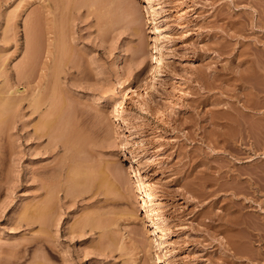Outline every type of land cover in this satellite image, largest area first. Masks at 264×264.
Returning a JSON list of instances; mask_svg holds the SVG:
<instances>
[{
  "label": "rangeland",
  "instance_id": "374dc122",
  "mask_svg": "<svg viewBox=\"0 0 264 264\" xmlns=\"http://www.w3.org/2000/svg\"><path fill=\"white\" fill-rule=\"evenodd\" d=\"M19 1L0 0V65L4 68L1 71L4 75L0 78V95H8L6 91L14 90L13 97L20 100L17 106L5 110L7 117H2L5 112L0 113V120L8 121L3 123L5 126H1L0 121V264H33L39 260H44L45 264L47 258L49 261L46 264H157V253L167 258L165 264H264V0H151L156 13L153 15L147 12L144 0H41L42 3L46 1L45 5L52 3V13L57 10L56 17L47 9L46 13L57 18L51 21L49 17L50 22H54L53 30L59 29L58 34H62L58 40L66 38L62 40L64 44L68 43L66 56L73 54L80 62L75 68L60 64L59 69L54 68L57 66V63L54 64L55 55H51L52 59L47 56V37L56 34L49 35V32V36L46 35L49 20H46L45 8L42 12V7L37 5L40 0H25L30 1L29 5L23 3L24 0H21L22 3ZM27 15L33 17H30L34 25L31 30L36 34L29 36L37 38L32 37L36 44L25 32L30 22ZM43 30H47L46 34ZM155 31L162 37L165 54L161 69L157 71L153 70L156 63L152 59L158 54L153 48ZM40 32L44 34L42 37ZM30 41L36 51L33 46L26 45ZM135 51L139 52L136 56L133 55ZM121 53L126 60L117 65ZM47 60L50 67L46 70ZM24 71L28 72V76ZM78 71H86L84 79L79 77L82 74ZM36 80L40 83L44 80L48 86L55 81L59 91V88L67 86L68 97L64 98L67 94L63 95L61 91L58 93V97L66 99H61L62 102L72 105L76 102L74 106L80 107L79 110L83 104L92 108L93 122L89 121L90 126L89 122L86 123L89 128L85 124L80 126L82 132L86 129L88 134L89 139L87 136L84 139L88 141L89 150L84 145L87 141L83 140L84 147L80 144V149L84 151L79 149L81 152L73 153L77 154L76 159L84 156L83 161L90 162L86 166L82 161L79 170L85 171L80 172H87V167L88 171L96 169V172L102 166L99 172L104 170L105 173L96 174L103 177L110 172L111 176H115L112 169L115 172V168L116 171L119 168L121 171L117 172H122L126 178L121 179L127 181L124 184L117 181V176L115 179L109 175L111 193L106 188L107 182L106 185L101 182L105 185L102 190H109L108 198L102 187L99 190L103 193L97 190L99 179L96 180L98 182L93 179L89 182V178L84 182L81 189L88 183L86 187H90L86 189L90 190L74 195V200L70 196L65 198L64 186L60 185L55 194L57 199L53 198L60 201L52 200L51 207L56 211L50 209L56 213L50 214L51 224L47 227L49 236L52 239L56 237V250L53 251L58 257H50L45 247H39L33 239L44 229L47 232V228L40 229L38 223L32 227L24 223L27 212L37 210L47 196L43 190L45 187L41 186L44 185L41 184L43 174H51L48 172L50 164L60 163L61 156L67 153L64 148L58 152L61 155L45 152L49 138L40 141L35 137L47 107H44L43 113L33 112V106L28 105L32 97L27 96V101L24 97L28 93L24 95V90L29 92L30 85L31 88L36 87ZM99 96L104 102L97 104ZM89 107L86 109L89 110ZM99 117L104 120L101 119L100 126H95L94 119ZM230 129L232 134H228ZM131 150L143 164L134 161ZM87 151L88 157L85 156ZM94 160L95 163H92ZM91 172L95 178L97 175ZM113 178L116 180L115 187L110 182ZM113 190L117 191L116 196ZM144 194L150 195V202L143 198ZM103 198L107 200L103 201ZM91 202L103 206L95 203V207ZM92 207L94 209H90ZM95 209L99 212L93 211ZM128 211L130 213L125 214ZM94 214L97 217L103 215V218L106 217L102 218L104 223L112 224L107 229L110 226L113 229V232L110 228L108 230L116 243L113 237L109 238L111 234L107 229L103 232L99 228L91 230L88 226L84 235L78 236L82 234L78 232L80 230L77 236L76 233L69 234L71 225L82 224L84 217H95ZM234 219H238L237 223ZM56 221L57 224L54 223ZM233 223L244 228L238 226L237 230ZM144 225L151 229L158 227L167 249L153 246L146 236ZM230 225L235 229H230ZM227 227L235 234H230ZM236 234H239L236 241H241L239 244L242 246L246 244L240 253L237 242L230 244ZM108 240L111 241L109 244ZM112 244L113 249L110 247ZM41 255L47 256L46 259L36 257Z\"/></svg>",
  "mask_w": 264,
  "mask_h": 264
},
{
  "label": "bare ground",
  "instance_id": "6f19581e",
  "mask_svg": "<svg viewBox=\"0 0 264 264\" xmlns=\"http://www.w3.org/2000/svg\"><path fill=\"white\" fill-rule=\"evenodd\" d=\"M23 1V0H22ZM25 1V0H24ZM31 1V0H30ZM30 1H25V2H23V3H28V5L30 4L29 2ZM33 1V0H32ZM31 1V2H32ZM37 1V0H36ZM51 1V0H50ZM116 2L118 1V0H115ZM21 2V0L19 1V3ZM40 2L41 3H36L39 7H42V12H44V9L43 8H45V13L47 12V10H48V12H51V13H49V14H53L54 13V11H53V13H52V6L50 5V4H52V3H48L47 2V4L48 5H45L46 4V1H43V3H42V1L40 0ZM44 2H45V4H44ZM120 2V1H119ZM144 2H145V4H146V10H147V12L149 13V15H153V13H155V7H154V5H153V3L151 2V0H144ZM18 3V4H19ZM22 3V2H21ZM93 4V3H92ZM35 5V4H34ZM20 7H21V5H19ZM27 6V5H26ZM33 7V6H32ZM31 7V8H32ZM35 7H37V6H35ZM54 7H56V5L54 6ZM53 7V8H54ZM18 8V7H17ZM17 8H16V10H17ZM30 8V9H31ZM19 9V8H18ZM47 9V10H46ZM57 9V8H56ZM15 10V11H16ZM33 11H34V9H32ZM31 10V11H32ZM54 10H55V8H54ZM57 11V10H56ZM55 11V13H57ZM36 12V11H35ZM37 12H38V9H37ZM41 12V11H40ZM41 12V13H42ZM33 13V12H32ZM55 13H54V16H55ZM31 14V13H30ZM49 14H45L47 17H48V19H46L45 17V19L46 20H49V21H47V27L45 26V24H44V26L48 29V32H47V30L46 31H44L43 30V32H44V34H46V32H47V34L46 35H48V33H49V35L50 34H52V33H54V34H56L55 36L52 34V36L53 37H50L49 35V37H47V38H49V39H47V40H49V43H46V44H48V45H46V51H47V53H48V55H47V53L45 54V55H47V56H50L51 57V55H55V60H54V64H56L57 63V66H55L54 68L55 69H59V67L60 66H62V65H60V64H63V65H65V66H67V67H71V68H75L76 66H77V64L78 63H80V62H78L76 59H75V57H73L72 55L71 56H66L67 54H66V49H68V43H66V44H64V41H62L64 38H63V36H62V40H58V37H60V35H62V34H58V31H59V25L57 26V24H58V22L57 21H55V22H57V24L55 23V25L58 27H56L57 29H58V31L55 29V31L53 30V23L54 22H50V18H51V21H52V18H54L55 20H57V18H55V17H52L53 15H49ZM156 14V13H155ZM154 14V15H155ZM29 15V14H28ZM27 15V16H28ZM39 15V14H38ZM41 15V14H40ZM44 15V14H43ZM43 15L42 16H40L41 18L43 17ZM32 16H34V14L32 15ZM31 15L30 16H28L29 18H27L28 19V21H30L31 22V19L33 18ZM51 16V17H50ZM30 17H32L31 19H30ZM50 17V18H49ZM41 18H40V20H41ZM30 19V20H29ZM34 19H35V17H34ZM33 19V20H34ZM44 19V20H45ZM62 19V18H61ZM27 21V20H26ZM34 21H36V20H34ZM54 21V20H53ZM59 21H61L60 20V18H59ZM28 22V26H27V28L28 29H25V32H27V36H31V34H33L35 31L32 29L31 30V28L34 26H32V23L33 22ZM41 22V21H40ZM27 23V22H26ZM37 23V22H36ZM44 23H46V22H44ZM61 22H59V24H60ZM31 24V25H30ZM41 25L43 24V23H40ZM27 25V24H26ZM65 27V26H64ZM54 28H55V26H54ZM43 29H45V28H43ZM60 29H61V27H60ZM65 29V28H64ZM105 29V28H104ZM41 30V29H40ZM32 31H34V32H32ZM54 31V32H53ZM56 31H57V33H56ZM60 31H63V30H60ZM41 33V32H40ZM36 34V33H35ZM35 34H33V35H35ZM44 34H42L41 33V37H42V35H44ZM66 34V33H65ZM32 35V37H33V39H35V40H37V38H35L34 36ZM45 35V36H46ZM59 35V36H58ZM64 35V34H63ZM26 36V37H27ZM29 36V38H31V40L33 41V43H34V40L32 39V37H30ZM65 36V35H64ZM40 37V38H41ZM56 39H55V38ZM65 37H67V35L65 36ZM68 38V37H67ZM42 39V38H41ZM43 39L44 40H46L44 37H43ZM66 39V38H65ZM64 39V40H65ZM70 39V38H69ZM27 40V39H26ZM29 40V39H28ZM71 40V39H70ZM153 40L155 41V47H153L154 49H156V53L158 52V54H156L155 56H154V58H152L153 60H155V63H156V65H155V67H154V69L153 70H158L162 65L161 64H163V60H164V56H165V54H164V52H163V48H162V37L160 36V34L159 33H157L156 31H155V34L153 35ZM32 41H30V43L28 44H26V45H29V46H33L34 44H36V43H32ZM43 41V40H42ZM68 41V40H67ZM67 41H65V42H67ZM45 42V41H44ZM48 42V41H47ZM72 42V41H71ZM31 44V45H30ZM40 44V43H39ZM44 44V43H43ZM65 45L67 46L66 48H64L65 47ZM70 45H74V43H70ZM76 45V44H75ZM35 46V45H34ZM33 46V47H34ZM40 46V45H39ZM44 46V45H43ZM28 47V46H27ZM26 47V48H27ZM73 47V46H72ZM39 48H41V47H39ZM44 48V47H43ZM76 48V47H75ZM28 49V48H27ZM33 48L31 47L30 48V50H32ZM71 50H72V48H70ZM136 49V48H135ZM134 49V50H135ZM34 50H35V47H34ZM34 50H33V52H34ZM40 50V49H39ZM71 50H69V51H71ZM73 50H75V49H73ZM137 50V49H136ZM162 50V51H161ZM36 51V50H35ZM41 51H43V50H41ZM69 51H67V52H69ZM79 52H80V50H78ZM124 51H125V49H124ZM32 52V53H33ZM45 52V51H44ZM73 52H76V51H73ZM78 52V53H79ZM27 53H29V51H27ZM35 53V52H34ZM43 53V52H42ZM77 52H76V55L78 54ZM139 52L137 51H135V53L133 54L134 56H136L137 54H138ZM30 54H31V51H30ZM69 54H70V52H69ZM79 55H80V53H79ZM154 55V54H153ZM32 56V55H31ZM66 56V57H65ZM29 57V56H28ZM32 57H34V56H32ZM31 57V58H32ZM53 57V56H52ZM52 57L51 58H49V59H52ZM48 58V57H47ZM58 58V59H57ZM77 58H78V56H77ZM58 60V61H57ZM125 60H126V57H125V55H124V53H121L120 54V56H119V60L117 61V65H120V64H123L124 62H125ZM30 61V60H29ZM29 61H28V63H29ZM52 61V60H51ZM56 61V62H55ZM80 61V60H79ZM33 62V61H32ZM53 62V61H52ZM27 63V64H28ZM44 63V62H43ZM48 63V64H47ZM50 62H49V60H47L46 61V64H47V66H45L46 67V70L50 67L49 64ZM53 64V63H52ZM52 64H51V66H52ZM53 64V65H54ZM24 64H22V66H23ZM1 66V65H0ZM49 66V67H48ZM79 66V65H78ZM81 66V65H80ZM2 67V66H1ZM0 67V78L1 77H3V75H4V72H1L2 71V69H4L3 67L1 68ZM31 66H29V68H30ZM48 67V68H47ZM53 67V66H52ZM25 68V67H24ZM44 68V67H43ZM156 68V69H155ZM161 69V68H160ZM33 70V69H32ZM43 70H45V69H43ZM51 70V69H50ZM79 70V69H78ZM81 70H84V69H81ZM81 70H79V71H81ZM5 71V70H4ZM22 70H20V72H21ZM26 71H27V67H26ZM31 71V70H30ZM29 71V72H30ZM42 71V70H41ZM53 71H54V69H53ZM52 71V72H53ZM56 71V70H55ZM69 71H70V69H69ZM78 71V72H79ZM8 72V71H7ZM19 72V73H20ZM42 72H44V71H42ZM51 72V71H50ZM24 73H26L25 71H24ZM28 73V72H27ZM25 74L26 76H28V74ZM32 73V72H31ZM46 73V72H45ZM70 73H74L73 71H71ZM79 73H81L82 74V77L81 76H79L80 78H83L84 79V76L86 75L85 73H86V71L84 72V71H82V72H79ZM83 73L85 74V75H83ZM44 74V73H43ZM78 74V73H77ZM76 74V75H77ZM6 75V74H5ZM46 75H47V73H46ZM53 75H55V73L53 74ZM79 75V74H78ZM77 75V76H78ZM153 75V74H152ZM22 76V75H21ZM29 76H30V74H29ZM43 76H45V75H43ZM48 76H50V75H48ZM58 76V75H57ZM88 76V75H87ZM23 77H25L24 75H23ZM40 78H41V74H40ZM52 78V77H51ZM3 79V78H2ZM6 82L7 81H9V80H7V76H6ZM28 79V78H27ZM48 79V78H47ZM50 79V78H49ZM53 79V78H52ZM51 79V80H52ZM87 79V78H86ZM29 80V79H28ZM37 80H40L39 78L37 79ZM37 80H36V83H38V85H36V87L35 86H32V88H31V85H30V87H28V88H30L29 89V92H31L30 90L31 89H33L32 90V93H30L29 94V92H26L25 90H24V92H25V94L24 95H26V93H28V95H26L24 98L26 99L27 98V96H29V97H32V99L30 100V102L28 103V105H31V106H33V108H31V109H33L32 111L33 112H39V113H43L42 111L44 110V107H47V110H46V108H45V110L46 111H44V113L42 114V117L40 118L42 121H40V125H39V127L37 126V129H36V134H35V137L36 138H38L40 141L42 140V139H45V137H47V138H49V141H47V144L45 145V147H44V150H45V152H50V153H53V152H59L60 151V149H62V148H64L65 150H66V154H65V156L63 157V156H61V158H62V160H60V157H59V159L58 160H60V163H57V164H55V163H51L50 164V171L48 170V172H51V174H43V173H41V174H43L44 175V177H46L45 175H50L49 177H46V178H44L43 177V182H41V184H44V185H41L44 189L43 190H45L46 192L45 193H47V196L46 197H48V198H43V199H45V200H42L43 202L42 203H37V204H39V206L37 207V210H33V211H30V210H32V209H30L29 210V212H32V214L31 213H29V212H27L28 213V215H27V217L25 216L24 217V223H26V225H28V226H34L36 223H38L39 224V226L41 227L40 229H44V228H47V227H49L50 226V224H51V220H50V217L53 215L52 213H54V212H52L53 210H55L56 211V209L54 208H52L51 207V203H52V200H56L57 198H55V194H56V192L58 191V189H59V187H60V185L62 184L64 187H62V190H64V192H65V198L66 197H68V196H70L71 198L74 196V195H76V194H78V193H81V192H85V191H87V190H90V189H86V188H89L90 187V185L88 186V187H86L87 185H88V183H86L85 185H83V186H85V187H83L82 189H81V185L82 184H84V182H87V180L89 179V178H91V179H89V182H93L94 180V182H98L99 180H100V186H99V188H98V186H97V190H99L100 189V187H102L101 188V190L104 188L103 186H105L106 185V183L105 182H107V185H106V188L108 189L109 188V190H111L110 189V187L108 186V185H110V183H108V180L110 179V176H111V173L109 172V171H107V172H109V174H107L106 173V175L104 174L103 175V177L101 176L103 173H105V171L103 170V173H101V172H99V170L100 171H102L101 169H102V166L100 167L101 169H98L99 167L97 166V164L95 165V166H97L96 168L98 169V171H96V172H98V173H100L101 175H99V174H96V172H95V170L94 171H92L93 173H95L97 176H98V178L97 179H95V178H93V176H92V174H90V172L91 171H88L87 169H88V167H87V169H86V171L87 172H84V174L82 173L83 171H85L84 169H81V170H83L82 172H80L81 170H79V168H80V166H82V161H83V158H84V156H80L78 159H76L77 158V154H73L74 152H77V153H79V152H81L82 151V148L80 149V146L85 142V141H87V140H85L84 139V136L86 137L88 134H86L85 132H86V129H85V134L82 132V128L80 127L82 124H85V125H87L88 124V122L89 121H91V122H93V119H92V116H93V114L91 115V113H90V109L92 110V108H90L89 106H86V107H89V110H87L86 109V107H84L83 105H85V104H83L82 105V107H81V109L79 110V108L80 107H75L74 105H75V103L73 102V104L74 105H72L70 102H67V101H63L62 102V100H66V99H64L65 97H68V89H67V86L65 87V86H63L64 88H59L60 89V91L63 93V95L65 94H67V96H63V97H58V95L61 93L59 90H58V88L56 87V83H55V81L54 82H52V83H54L53 85H47V83H46V85L48 86V87H46V85L44 84V80H43V82H41V83H43L44 85H45V87L38 81L37 82ZM56 80V79H55ZM58 80V79H57ZM56 80V81H57ZM5 81V80H4ZM46 81V80H45ZM48 81V80H47ZM46 81V82H47ZM146 82V81H145ZM40 83V84H39ZM4 84H6V83H4ZM8 84V83H7ZM51 84V83H50ZM10 85V84H9ZM9 85H8V87H9ZM33 85H35V82H34V84ZM61 85V84H60ZM6 86V85H5ZM58 86V85H57ZM2 87V86H1ZM0 87V88H1ZM33 87H35V88H33ZM60 87V86H59ZM62 87V86H61ZM4 88V87H3ZM2 88V89H3ZM10 88V87H9ZM9 88H7V90L9 89ZM12 88V87H11ZM150 88V87H149ZM5 90V89H4ZM18 90V89H17ZM1 91V90H0ZM6 91V90H5ZM14 91V90H13ZM13 91H11V90H8V91H6L7 92V94L8 95H0V106H1V109H0V113H4L5 112V110L8 108L9 109V107L11 108V107H13L14 105H16L17 106V102H19L20 100H18L19 98H17V100H15L16 99V97H13ZM5 92V93H6ZM16 92V91H15ZM14 92V93H15ZM2 93H4V91H2ZM59 93V94H58ZM71 93H72V90H71ZM16 95V94H15ZM71 96V95H70ZM73 96V95H72ZM76 97V96H75ZM62 99V100H61ZM27 100V99H26ZM61 100V101H60ZM76 100V99H75ZM78 100V99H77ZM76 100V101H77ZM28 101V100H27ZM71 101H74V100H71ZM83 101V100H82ZM86 102V101H85ZM102 102H104L103 100H102V97L101 96H99L98 98H97V104H100V103H102ZM81 103V102H80ZM88 104H90V103H88ZM88 104H86V105H88ZM81 105V104H80ZM79 105V106H80ZM18 106H19V104H18ZM28 107V106H27ZM4 109V110H3ZM3 110V111H2ZM8 112V111H7ZM6 113V112H5ZM4 113V114H5ZM11 114V113H10ZM97 114V113H96ZM11 115H13V114H11ZM15 115V114H14ZM99 115V114H98ZM232 115V114H231ZM230 115V116H231ZM2 116V115H1ZM97 116V115H96ZM102 115H100V117H101ZM104 116V115H103ZM102 116V117H103ZM229 116V117H230ZM233 116V115H232ZM3 118H5V117H7V113H6V115H4V116H2ZM99 117V118H100ZM3 118H1V123L3 124V123H5V124H7V122L8 121H5V122H2L3 120ZM9 118H12V116H9ZM8 118V119H9ZM94 119V120H96V121H94L95 122V126L96 125H98V126H100L99 124L102 122V120H104L103 118H100V119ZM106 118V117H105ZM231 118V117H230ZM230 118H226L228 121H230ZM235 118V117H234ZM238 118V117H237ZM72 119H73V121H72ZM102 119V120H101ZM7 120V119H6ZM11 120H13V118L11 119ZM10 120V121H11ZM106 120V119H105ZM233 121H234V119H232ZM231 120V121H232ZM241 120V119H240ZM240 120H239V122H240ZM230 121V122H231ZM236 121V120H235ZM91 122H89V126L91 125ZM227 122V121H226ZM87 123V124H86ZM103 123H105V122H103ZM229 123V122H228ZM236 123H237V121H236ZM243 123V122H242ZM1 124V126H5L4 124L2 125ZM238 124V123H237ZM36 125V124H35ZM85 125H83V126H85ZM88 125H87V127H88ZM103 125V124H102ZM239 125V124H238ZM1 126H0V128H1ZM82 126V127H83ZM230 126V125H229ZM243 126V125H242ZM86 127V126H85ZM86 127V128H87ZM92 127H94V125L92 124ZM231 127V126H230ZM229 127V128H230ZM236 127H238V126H236ZM89 128V127H88ZM95 128V127H94ZM239 128V127H238ZM243 128V127H242ZM84 129H83V131H84ZM91 129H93V128H91ZM90 129V130H91ZM104 129V128H103ZM1 130V129H0ZM3 130V129H2ZM87 130H89V129H87ZM89 130V131H90ZM94 130V129H93ZM96 130H98L99 131V129H96ZM100 130H101V128H100ZM231 130V133H228V134H232L233 133V131H232V129H230ZM244 130V129H243ZM35 131V130H34ZM241 131H242V129H241ZM102 132V131H101ZM104 132V131H103ZM228 132V131H227ZM227 132H225L226 134V136L228 137L229 135H227ZM93 133V132H92ZM236 133V132H235ZM90 134H91V132H90ZM99 134V133H98ZM102 134V133H101ZM234 135V134H233ZM94 136H96L97 137V135L95 134ZM226 136H224L225 138H227ZM88 137V136H87ZM92 137V136H91ZM95 137V138H96ZM94 138V137H93ZM224 138V139H225ZM87 139H89V137L87 138ZM230 140H231V138H229ZM233 139H234V137H233ZM83 140H85V141H83ZM97 140V139H96ZM226 140V139H225ZM44 141V140H43ZM91 141V140H90ZM127 141V140H126ZM226 141H228V140H226ZM87 143H88V141L84 144V145H86V146H88L87 145ZM96 143H97V141H96ZM81 144V145H80ZM93 144V143H92ZM42 145H44V143L42 144ZM84 145H82L83 147H84ZM94 145H95V143H94ZM97 145V144H96ZM81 146V147H82ZM90 146H88L86 149H88ZM94 147V146H93ZM81 151H80V150ZM64 150V151H65ZM78 150H79V152H78ZM89 150V149H88ZM90 150H93V149H90ZM69 151H71V153H69ZM83 151H84V149H83ZM82 151V152H83ZM91 152V151H90ZM89 152V153H90ZM93 152H94V150H93ZM131 152H132V155H133V159H134V161L136 162H138V164L140 165V164H143V163H141V161L139 160V157L131 150ZM86 154H85V156L87 155V153H88V151L87 152H85ZM99 153V152H98ZM60 153H58V155H59ZM93 154H95V153H93ZM55 155V154H54ZM53 155V156H54ZM61 155V154H60ZM62 155H64V154H62ZM81 155V154H80ZM82 155H84V154H82ZM99 155H100V153H99ZM79 156V155H78ZM93 156V155H92ZM92 156H91V159H93L92 158ZM97 156V155H96ZM101 156V155H100ZM57 157V156H56ZM55 157V158H56ZM83 157V158H82ZM87 157H88V155H87ZM86 158V157H85ZM94 158H95V156H94ZM96 158H98V157H96ZM95 158V159H96ZM53 159V158H52ZM57 159V158H56ZM56 159H53V160H55L56 162H58ZM82 159V160H81ZM88 159V158H87ZM100 159V158H99ZM52 160V161H53ZM75 160V161H74ZM89 160V159H88ZM54 161V162H55ZM48 162V161H47ZM51 162V161H50ZM84 162V161H83ZM89 162V161H88ZM95 163V160L94 161H92V163ZM97 162H99L98 160H97ZM102 162V161H101ZM100 162V163H101ZM105 162V161H104ZM136 162V163H137ZM85 163V162H84ZM87 163V162H86ZM85 163V164H86ZM90 163V162H89ZM89 163H87V164H89ZM100 163H98V164H100ZM107 163H109V162H107ZM111 163V162H110ZM110 163H109V165H110ZM114 163L115 162H113V166H114ZM81 164V165H80ZM84 164V165H85ZM87 164H86V166H87ZM106 164V163H105ZM104 164V166L106 167L107 165H105ZM112 164V163H111ZM80 165V166H79ZM91 165V164H90ZM90 165H88L89 167H90ZM101 165V164H100ZM138 165V166H139ZM92 166V165H91ZM115 166H117V168L119 167V164H117V165H115ZM47 167L49 168V166H48V164H47ZM46 167V170L48 169ZM140 167V166H139ZM85 168V167H84ZM92 168H94L93 166H92ZM92 168H90L91 170H92ZM104 168V167H103ZM111 168H112V166H111ZM110 168V169H111ZM45 169V168H44ZM40 170V169H39ZM41 170H42V168H41ZM46 170H44L45 172H46ZM118 170H120L119 168H118ZM117 170V171H118ZM124 170V169H123ZM79 171V172H78ZM112 171H113V174L114 173H116L115 174V176H117V178H118V180L117 181H122V182H124V184H126V182L124 181V179H126V178H124V175L122 176V172L121 173H118L117 171H116V168H115V172H114V168L112 169ZM111 171V172H112ZM121 171V170H120ZM41 172V171H40ZM88 172H89V174H88ZM91 172V173H92ZM47 173V172H46ZM87 173V176H84L85 174ZM40 174V173H39ZM40 174V175H41ZM95 174H93L94 176H95ZM39 175V176H40ZM90 175V176H89ZM107 175H108V177H107ZM110 175V176H109ZM82 176H84V177H82ZM89 176V177H88ZM106 176V177H105ZM115 176H111V178L112 177H114L115 178ZM86 177H88V178H86ZM101 177V178H100ZM107 179H105V178ZM126 177V176H125ZM83 178H86V179H83ZM104 178V179H103ZM113 178V181L115 180V179H117V178H115L114 179ZM121 178H124L123 180L121 179ZM81 179H83V180H81ZM92 179H93V181H92ZM99 179V180H98ZM121 179V180H120ZM42 180V179H41ZM86 180V181H85ZM96 180H98V181H96ZM102 180V181H101ZM106 180V181H105ZM112 180V179H111ZM39 181H40V179H39ZM113 181H110V182H112V184H113V187H115L116 185H114V183L116 184V180H115V182H113ZM103 184H105V185H103ZM40 184V183H39ZM92 184H94V183H92ZM96 184V183H95ZM97 184H99V183H97ZM96 184V185H97ZM117 184H118V182H117ZM123 184V183H122ZM123 184V185H124ZM120 185H121V183H120ZM129 185V184H128ZM40 186V185H39ZM41 186H40V188H41ZM81 186V187H80ZM108 186V187H107ZM110 186H112V185H110ZM122 186V185H121ZM120 186V187H121ZM125 186V185H124ZM92 187V186H91ZM126 187V186H125ZM64 188V189H63ZM95 188H96V186H95ZM94 188V189H95ZM122 188V187H121ZM121 188H118V189H121ZM92 189V188H91ZM96 190V189H95ZM96 190V191H97ZM105 190V192H107V194H105L104 193V195H107L106 197L108 198V196H109V193H111L112 192V190L111 191H109V190H107L106 191V189H104ZM104 190H102V191H104ZM48 191V192H47ZM102 191H100L99 190V192H102ZM108 191H109V193H108ZM89 192V191H88ZM92 192V191H91ZM113 192H114V190H113ZM116 192V193H115ZM113 194H115V196L117 195V191H115ZM49 193V194H48ZM95 193V192H94ZM103 193V192H102ZM102 193H99V195H103ZM120 193V192H119ZM118 193V194H119ZM92 194V193H91ZM150 194V193H149ZM57 195V194H56ZM64 195V194H63ZM95 195H96V193H95ZM151 195V194H150ZM150 195H148V194H144L143 195V198L146 200V201H148V202H150L151 201V197H150ZM42 196V195H41ZM78 196V195H77ZM86 196V195H85ZM89 196V195H88ZM91 196V195H90ZM89 196V197H90ZM114 196V197H115ZM119 196V195H118ZM69 197V198H70ZM94 196L92 195V198H93ZM105 197V196H104ZM54 198V199H53ZM68 198V199H69ZM70 198V199H71ZM83 198V197H82ZM97 198H100V197H98L97 196ZM120 198V197H119ZM118 198V199H119ZM60 199V198H59ZM58 199V200H59ZM69 199V201H72V200H70ZM79 199V198H78ZM87 200H90V199H88V198H86ZM104 199V200H103ZM102 200L103 201H106L107 199L106 198H103ZM112 199V198H111ZM115 199H117V197L115 198ZM40 200H41V198H40ZM54 200V201H55ZM73 200H74V197H73ZM77 200V199H76ZM82 200V199H81ZM84 200H85V198H84ZM99 199H97V200H95L94 199V201H98ZM101 200V201H102ZM114 200V199H113ZM112 200V201H113ZM60 201V200H59ZM59 201H55V202H59ZM68 201V202H69ZM83 201V200H82ZM100 201V200H99ZM98 201V202H99ZM55 202H53V203H55ZM74 202V201H73ZM72 202V203H73ZM96 202H91L92 203V205H94L95 206V203ZM57 203H55L56 205H57ZM64 203V202H63ZM70 203V202H69ZM68 203V204H69ZM104 203V202H103ZM37 204H36V206H37ZM96 204H98V203H96ZM100 204V205H99ZM98 204V206H103V205H101V203H99ZM35 205V204H34ZM33 205V206H34ZM70 205V204H69ZM68 205V206H69ZM105 205H106V203H105ZM35 206V207H36ZM54 206V205H53ZM76 206V205H75ZM93 206V207H94ZM97 206V207H98ZM90 208V209H94V208ZM96 207V206H95ZM31 208V207H30ZM32 208H34V207H32ZM50 208H52L53 210L51 211V209ZM99 208V207H98ZM97 208V209H98ZM102 208V207H101ZM34 209H36V208H34ZM61 209V208H60ZM87 208H85V210H86ZM90 209H87V212H90V211H88V210H90ZM85 210H84V212H85ZM134 210L135 209H133V212H134ZM93 211H98V210H93ZM123 211V210H122ZM36 212V213H35ZM59 212H60V210H59ZM99 212V211H98ZM116 212V211H115ZM115 212H114V214H115ZM119 212V211H118ZM26 213V214H27ZM34 213V214H33ZM56 213V212H55ZM54 213V214H55ZM57 213H58V210H57ZM81 213H82V211H81ZM95 213V212H94ZM105 213V212H104ZM112 213V212H111ZM121 213V212H120ZM119 213V214H120ZM128 213H130V211H128L127 213H125V214H128ZM50 214H51V216H50ZM58 214H61V213H58ZM83 214H85V213H83ZM97 215H98V213H96ZM96 214H94V215H96ZM108 214V213H107ZM116 214H118V213H116ZM132 214V213H131ZM131 214H129V216H131ZM30 215V216H29ZM92 215V214H91ZM87 216V218H85L86 217V214L84 215L85 217H84V221H82V219H81V221H82V224H81V222L79 223V225L81 224V226H79L77 223H75L76 225H77V227H75V226H73V225H71V228L68 230L69 231V234L71 233V234H74V233H76V236L78 235L77 234V231L78 230H80V231H78V232H81L82 234H80V235H78V236H81V235H84V233H86V231H87V227L89 226L90 228H91V230H94V229H96V228H99V229H101L102 231L103 230H105L106 231V229H107V227H108V225H112V224H108L107 225V223H104V221H103V219H105V218H103L102 216L100 217V215H99V217L101 218H99V217H97V215L95 216V217H97V218H95L94 216ZM133 215V214H132ZM29 216V217H28ZM61 216V215H60ZM79 216H80V214H79ZM135 216H136V214H135ZM54 217V216H53ZM56 217V216H55ZM59 217V216H58ZM58 217H56V218H58ZM81 217H83L82 215H81ZM241 217V216H240ZM61 218V217H60ZM99 218V219H98ZM103 218V219H102ZM115 218H119V217H115ZM124 217H121V219H123ZM242 218V217H241ZM241 218H240V221H242L241 220ZM60 220V219H59ZM125 220H126V218H125ZM128 220V219H127ZM126 220V221H127ZM53 221H54V218H53ZM76 221H78L77 219H76ZM80 221V220H79ZM109 221H113V220H109ZM108 221V222H109ZM114 221H116L115 223H116V225H117V219L116 220H114ZM120 221V220H119ZM129 221V220H128ZM236 221H238V219H234V222L235 223H237ZM57 222L58 221H56V222H54L55 224H57ZM72 222H75V220L74 221H72ZM121 222V221H120ZM124 222V221H123ZM143 222V221H142ZM230 222V221H229ZM243 222V221H242ZM53 223V224H54ZM115 223H113L114 225V227H115ZM145 223V222H144ZM52 224V225H53ZM118 224H120V223H118ZM128 224V223H127ZM227 224H228V222H227ZM234 224V223H233ZM240 224H241V222H240ZM51 225V226H52ZM219 225H221V224H219ZM235 225V224H234ZM70 226V225H69ZM112 226V227H113ZM145 226V233H146V236H148V240H151L150 242L152 243V244H154L153 246H155V247H157V249L158 248H160V249H162V248H164V249H167V245H166V241H164V236H162V234H160V230L158 229V227L157 228H155V229H151V228H148V227H146V225H144ZM235 226H237V230H239V228L241 227L239 224H236ZM238 226H240L239 228H238ZM247 226V225H246ZM72 227H74V228H72ZM79 227H80V229H79ZM123 227V226H122ZM230 227H231V225H230ZM229 227V228H230ZM242 227H243V225H242ZM241 227V228H242ZM110 229H111V231L113 230L112 228H111V226L109 227ZM108 228V229H109ZM119 228V227H118ZM121 228V227H120ZM229 228L227 227L226 229H228L229 230ZM232 228H234V227H231L230 229H232ZM244 228V227H243ZM50 229V228H49ZM107 229V231H109ZM225 229V228H224ZM235 229V228H234ZM116 230H118L117 228H116ZM233 230V229H232ZM231 230V231H232ZM42 231V230H41ZM41 231H39V232H41ZM101 231V232H102ZM106 231V232H107ZM111 231H109L110 232V234L111 235H109V234H106V235H109V238L111 237H113L112 236V233H111ZM160 231V232H159ZM221 232H222V230H220ZM227 231V230H226ZM225 231V232H226ZM92 232V231H91ZM100 232V231H99ZM98 232V233H99ZM104 232V231H103ZM108 232V233H109ZM113 232V231H112ZM118 232V231H117ZM228 232V231H227ZM229 232H230V230H229ZM228 232V233H229ZM240 232V231H239ZM50 233V232H49ZM49 233H48V228H47V232H46V229H44L40 234H36L35 235V237L33 238L35 241H37L36 242V244L40 247V246H42L44 249H46L47 250V253H49L48 255H50V257H58V255H56L55 254V252L53 251V250H56L55 249V243H54V239L56 238H54L53 237V239L49 236ZM228 233L226 234L227 236H228ZM99 234H103V233H99ZM230 234H235V233H232V232H230ZM52 235H54V234H52ZM240 235H241V232H240ZM73 236V235H72ZM103 236H105L104 234H103ZM74 237V236H73ZM106 237H108V236H106ZM229 237H232V235L230 236L229 235ZM100 238V237H99ZM103 238H105V237H103ZM108 238V239H109ZM114 238V237H113ZM236 238H239V234L237 235L236 234V236L235 237H232V239H231V245H232V243L234 244H236ZM58 240V239H57ZM98 240H104V239H98ZM115 238H114V242H115ZM131 240V239H130ZM228 240V239H227ZM242 240H243V238H242ZM111 241H112V239H111ZM111 241H109L108 240V244H109V242H111ZM118 241H120V240H118ZM239 241V240H238ZM106 242V241H105ZM104 242V243H105ZM137 242V241H136ZM240 243H241V241H239ZM239 242H237V250H239V252L238 253H240V251H242V250H244L243 249V246L244 245H246V244H244V242H243V246L241 245V244H239ZM50 243V244H49ZM57 243V242H56ZM116 243V242H115ZM127 243V242H126ZM138 243V242H137ZM106 244V243H105ZM106 245L107 247L109 246V245ZM124 244H125V242H124ZM131 244V243H130ZM133 244V243H132ZM110 245H111V243H110ZM115 245V244H114ZM117 245V244H116ZM115 245V246H116ZM119 245L121 246V247H123L122 246V243H119ZM134 245H135V242H134ZM134 245H131V246H134ZM56 246H57V244H56ZM118 246V245H117ZM125 246V245H124ZM135 246H137V244L135 245ZM41 247V248H42ZM111 248L113 247V244H112V246H110ZM120 247V248H121ZM126 247V246H125ZM125 247L124 248H122V249H125ZM234 247V246H233ZM109 248V247H108ZM119 248V247H118ZM137 248V247H136ZM247 247H245V249H246ZM249 248V247H248ZM113 249V248H112ZM117 249V248H116ZM111 250V249H110ZM156 250V249H155ZM237 250H235V252L237 251ZM112 251V250H111ZM159 251V250H158ZM158 251H156V252H158ZM250 251V250H249ZM54 252V253H53ZM44 253H45V250H44ZM234 253V252H233ZM245 254V253H244ZM42 256V257H41ZM41 256H36V257H40L41 259L43 258V259H46V257L47 256H44L43 257V255H41ZM241 256V255H240ZM51 259V258H50ZM166 257L164 256V254H159V253H157L156 254V258H155V262L158 264V263H160V264H165V262H166ZM35 260H37V259H35ZM47 260L49 261V258H47L45 261V264L47 263ZM153 260H154V257H153ZM39 261H41V260H39ZM39 261H37V262H35V263H33V264H43V261L44 260H42V262H39ZM154 262V261H153ZM169 263H171L170 261H168ZM52 262H50V264H51ZM49 264V263H48ZM154 264V263H153Z\"/></svg>",
  "mask_w": 264,
  "mask_h": 264
}]
</instances>
